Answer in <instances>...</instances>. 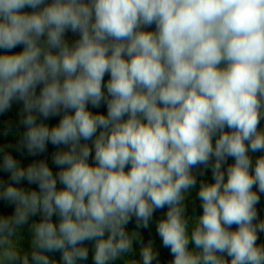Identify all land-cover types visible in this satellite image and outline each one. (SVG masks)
<instances>
[{
    "label": "clouds",
    "instance_id": "clouds-1",
    "mask_svg": "<svg viewBox=\"0 0 264 264\" xmlns=\"http://www.w3.org/2000/svg\"><path fill=\"white\" fill-rule=\"evenodd\" d=\"M0 50L15 151L58 169L0 146V264H161L165 209L169 264H264V0H0Z\"/></svg>",
    "mask_w": 264,
    "mask_h": 264
},
{
    "label": "trees",
    "instance_id": "trees-1",
    "mask_svg": "<svg viewBox=\"0 0 264 264\" xmlns=\"http://www.w3.org/2000/svg\"><path fill=\"white\" fill-rule=\"evenodd\" d=\"M154 25L152 26V30H154ZM67 38L71 41L74 40L76 38V36L74 34H72L71 32H69L67 34ZM21 47H18L17 49H14L13 51H20ZM2 51V50H0ZM109 79V76L106 75L105 76V83L107 82V80ZM22 108V104L20 103H13L12 108L3 114H0V146H5L7 147V150L10 151L23 165H27L28 163L32 162L33 160H39V159H46L47 162L49 163V166L52 167L54 173L58 170L56 168L55 165L52 164V154L56 151L55 146L49 144L47 147V151L43 154H39L36 157H32L27 155L26 151L24 153L21 152H17L15 151V145L17 144L20 135L22 134V132L24 131L23 126L19 125V119H20V111ZM89 108L93 111V112H103L106 114V105L102 104L100 108L96 109V108H92L91 105H89ZM59 121V117H55L52 118L48 121H45L46 123H48L50 126L58 123ZM11 125V129L9 130L8 126ZM262 128H264V120L261 121V125ZM264 153H250L252 160H253V165L255 163V159L259 156L262 155ZM228 163H234V160L232 158L228 159ZM227 165H225L226 167ZM0 176H2L4 179H7V174L5 173H0ZM198 179V184L200 180H205L207 182H212V173H211V169L209 168L203 176H199L197 177ZM22 186L26 187V188H35L36 185H28L26 181L22 182ZM59 186V185H58ZM254 190H257L256 188H254ZM187 205H188V213L190 215H199L202 212V209L200 208V202L199 200L196 198V192L195 190L192 192V195L189 197V199L187 200ZM14 210V206L12 205H8L3 201H0V214H11ZM257 210H258V214H259V218L260 219H264V194H260V202L257 205ZM166 212L165 210H158L155 214H154V221L150 224L149 229H142V235L144 237L145 242H147V240L152 239L155 242V246L158 248L159 252H160V261L161 264H169V261L171 260V254H170V250L166 249L162 246V241L160 240L159 236L156 234L155 231V220L158 219L159 217L163 216L164 213ZM37 220L39 217H35ZM135 227V222L133 220L132 223H130L129 228L132 229ZM23 235L25 237V241L23 242V247L25 249H27L29 247L28 244V238L30 237V233L27 229H25V231L23 232ZM258 243H264V233H259V240ZM91 247V246H90ZM50 255H54L58 258L59 254H50ZM136 259L139 260V255H138V250H137V254H136ZM88 264H92V259H91V252L89 255V260L87 261ZM114 264H119V262H114Z\"/></svg>",
    "mask_w": 264,
    "mask_h": 264
},
{
    "label": "rangeland",
    "instance_id": "rangeland-1",
    "mask_svg": "<svg viewBox=\"0 0 264 264\" xmlns=\"http://www.w3.org/2000/svg\"><path fill=\"white\" fill-rule=\"evenodd\" d=\"M33 219H36L35 217ZM39 219V218H38ZM86 264H88V262H86Z\"/></svg>",
    "mask_w": 264,
    "mask_h": 264
}]
</instances>
